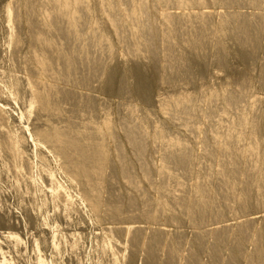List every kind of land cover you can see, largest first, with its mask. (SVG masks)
<instances>
[{
  "label": "rangeland",
  "instance_id": "obj_1",
  "mask_svg": "<svg viewBox=\"0 0 264 264\" xmlns=\"http://www.w3.org/2000/svg\"><path fill=\"white\" fill-rule=\"evenodd\" d=\"M20 1L21 0L17 3L15 0H13V2L12 0H0V116L4 122L3 132H7L15 140V152L13 155L7 153L3 147H0V246L5 252V260L10 264H38V260H41L42 264H155L154 261L156 264H158V261L159 263L161 262L164 264V261L169 259V252L167 253V249H172V245H174V248L177 251H174V248L172 249L175 252L173 253L174 259L172 258V261H174L172 262L173 264H217L219 262V264H234V261L230 263L233 258V251L230 249V245L235 243L234 230L240 224H243L242 221L245 223L252 219L250 227L256 230H263L264 199H261L263 201H260V199L258 200L260 205L259 203H255L257 196L254 197V194L258 195L257 193L259 190H255L257 184H255V186L254 184H251L250 187L252 188L253 186V189L255 187L253 191L256 193L252 194L253 191H249V194L251 193V195L247 203L249 204V207L246 206L247 209L245 208L246 214L243 212V209L242 211H238L241 207H236L239 205L237 202H235L236 205L234 206V201L230 199L227 200L225 195H227L228 191L224 188L223 181H220L223 179L219 180V178L220 176L222 178V175L224 174V176H226V173L227 176L229 175L228 169H225V167L230 168L229 161L231 159H227V156H222V154L219 156V149H216L218 146H215V144L212 143H215V138L220 133H223V129L226 132H233L242 121L241 117L243 115L246 116L245 113L251 115L249 116L251 119L248 116L247 117L250 121L252 120V122L254 120L257 127L261 124V130L258 128V133L256 134H258V136L262 134V138L260 135V138L257 136V139L258 141L263 139L259 141V143H264V33L261 31L259 32L258 28L260 26L259 15H264V0H257L259 2H257L258 4H253V0H251V2L250 0H247L249 1L248 3H250L249 5L246 0H232L230 3H226L225 0H203V2L206 1V4L209 5L206 6V4L203 3L204 8L201 7V9L200 6L193 3L194 1L192 2V0H189L191 1L189 3L193 4L191 8L192 4L189 5L188 0H183L188 4L186 5V9H184L185 7L180 8V10L184 9V12L179 10V6L176 5L177 3L175 0H166L167 2L169 1L171 5L169 2L156 3L152 0H142L145 5H147L149 20L151 19V22L153 21L152 23H155L156 25H154L157 30L156 37H154L153 41H146L147 45L145 47L147 49L155 45V47H153V52H134L132 50L130 25L126 22L125 25H121V27H123L119 30L116 36L112 33L103 13H101L102 9L106 7V0H100L101 2H99V0L87 1L90 3V8H92L91 11L93 14L91 13V16L93 17H90L93 19L91 22V18H87L86 25L81 27V34L86 38H80L77 43L75 42L69 47V45L64 44L65 33L63 29L61 32L52 33V43L54 46L53 53L55 56L60 55L65 57L67 53H71L74 46L76 50L81 52L86 50L89 53L87 56L83 53L75 59L74 66L77 68V72L74 74V78L76 77L75 79L72 78L69 82L61 81V83L59 81L51 83L50 80H46L47 83L49 82L48 84H51L50 86L53 85L57 87L62 93L60 97L57 96L54 99V102L59 105L57 116L43 112L40 110V107L36 102L31 104L28 102V79L32 76L37 77V72H31V70L34 69V66L32 59H29L32 49L37 46V44L33 41L32 37H30V34L32 30H36L37 28L40 30L42 23L41 21H38L39 17L36 15H33L35 18L30 16L31 19L26 22L25 9L20 7ZM32 1L34 3V0ZM102 1L105 2L102 3ZM115 1L120 9L129 8L131 6V3H129L130 1L128 0ZM33 3L32 7L35 8L34 6L38 5L35 9H39L40 3L37 4L38 1L37 3L35 2L36 5ZM99 3H102L103 5ZM254 5L258 6L257 8H260L261 12L256 6L254 7ZM260 5L263 6L261 7ZM162 9L165 11H162ZM187 9L189 10L190 15L187 13ZM203 9L209 13L207 18L211 19H207V25L204 27L207 34L210 35L212 30L216 29V24H219L221 17H225L226 14L229 16H226L229 23H231L230 25L229 23L227 25H229L231 29L226 27L223 31L218 30L217 39L213 41L210 38H207V42L203 46V49L199 46L189 48L184 41L189 37H194L195 33L200 28V24L193 23V27L185 25V22L179 21L180 23L176 25V37L173 39L175 57L173 61L165 58L162 54V50H160L161 43L159 39L161 37L160 35H162L160 31H163L161 27L164 28V25L159 16V12H167L168 10V13L170 12L173 15H183L187 10V15L185 14L183 17H190L192 21V18L196 16V14H200L201 10L204 11ZM255 13L258 15H253ZM232 15L246 21L249 20V17L251 21L249 22L254 29L256 28V25H258V29H256L259 33L255 32L254 29L252 30L254 31L252 32V35L255 33L256 36V33H261L260 36L257 35L258 37L253 35L257 39L256 48L253 50L243 46L240 35H237L236 32V34L233 33L236 29L234 28L235 26H232L235 25L232 20V18L234 19ZM244 16L247 18L244 19ZM216 17L219 18L217 19ZM88 19L91 23H87ZM29 22L32 24V27L29 26ZM253 22L259 23L253 24ZM89 25L93 27L98 25L100 27L101 33L107 38L111 45L110 54L108 52L106 53L104 47L96 49L89 39L87 43H83V41L87 39V36L91 34V28H89ZM189 26L190 28L192 27V29H189ZM231 30L234 31L232 32ZM41 31L46 32L44 30ZM120 31H122V33ZM233 34L234 37L236 35L238 39H234ZM120 39H125L126 43L120 44ZM234 40L237 41L235 42ZM192 42H194V39ZM237 42L241 43L238 44ZM103 52L105 53L103 54ZM245 55L246 57H242ZM86 62L96 64V66L99 67V72L97 71V76L93 75V78H90L87 83L88 86H86V84L83 86L84 84H82L81 81L88 76V69L84 66ZM61 68L62 66H59V69ZM32 73H34V75ZM104 77L107 78L104 79ZM76 79L78 83L76 82ZM212 94H215V96L212 97ZM222 95H226V97L224 98ZM181 96H189L190 99L192 97V100L189 103L190 107H188V105L185 108H175L176 110H174L173 106L167 105V108H165L166 110L163 108L166 107V99ZM216 96H221L220 98L225 101L228 97L235 96L236 98L233 97V99L234 101H237L238 99V103L233 102L231 104L232 106H230L221 99L223 104H226L225 106H222L220 98H216ZM209 99L211 102H209ZM205 100H208L207 103L210 106H206L207 103H203ZM161 102L164 103L163 107V103ZM198 103H200L202 107ZM191 105H193V107H191ZM194 105H196L197 108H194ZM227 105L229 107L234 106L233 108H238H236V110L233 108L230 109ZM168 106L171 107V111ZM226 106L229 109H227ZM162 110H165V112ZM167 110L170 114H167ZM172 111H176V113L174 112L175 115ZM183 111H185V117L189 116L188 118L186 117L185 119ZM235 111L237 113H235ZM192 112L194 114H192ZM241 112L244 114L242 115ZM171 113L173 115L172 118L174 117V119H170ZM209 113L213 114L210 115L212 117H209ZM192 115L194 117H192ZM207 115L212 119H209L208 117L206 118ZM179 116H183L184 118L182 117L181 119H178ZM214 116L217 118L215 119ZM103 118L114 124V126H112L109 122L111 128L114 127L113 129L115 132H112L113 129H111L110 133L112 132L113 135L107 134L104 136L105 147L109 150V163L105 172L106 180L104 186L98 192V198L101 203L100 209L98 213H96L91 210L92 206L84 195L83 182L66 172L64 158L57 153L53 144L49 143V141L39 135V131L45 130L49 132L50 126L67 128L77 126V128H83L88 122L93 124L92 121L95 122V120L96 122L93 125L98 126L100 125L99 123H102L101 120ZM222 118L224 120L226 119V124L224 125L222 122L221 124L219 123L218 126H216L217 131L215 130L213 132L212 127L217 124L215 122H219L218 120L223 121ZM210 120L214 122H210ZM237 121L240 122L238 123ZM144 123L147 125H144ZM186 123H190L189 125L187 124L186 127L189 126L191 130L189 127L186 129ZM223 123L225 122L223 121ZM181 125L183 126L181 127ZM195 125L199 128L197 127V129H194L196 127ZM127 127L133 129V135H136L137 138L141 137L139 139H142L143 144L145 145L142 152L144 155L137 154L139 159L136 157V154H134L137 151L135 152V149H133V147L131 148L132 137L128 134ZM154 127L158 128L155 129ZM218 127L223 128L221 129L222 132L218 130L220 129ZM157 129L159 130L157 131ZM188 129L190 131H188ZM206 131L209 132V136L211 131L213 134L217 132L218 135L214 134L216 136H212L213 134H211L210 137H213V141H210L212 140L210 137L202 138L204 133L206 134H204V137L208 136V132ZM153 132L155 135H151ZM199 132H202L203 134L201 133V135ZM144 133H146V136ZM157 134L158 136H162L161 134H163L162 138L158 137ZM246 134H248V132ZM147 135H149L148 137H151V139L147 138ZM108 136L114 138L111 137V139L110 137L108 138ZM128 136H130V140L129 138H126ZM156 136L159 139H157ZM166 138L170 142L173 140L177 141L178 139L179 141L181 139L183 140H181L182 142L180 144H183L182 148L184 151L187 150L185 153H191L190 155L186 154L188 158L186 159L189 164L187 162L184 166L188 167L190 165L191 171L189 167V169H186L185 167L183 168V166H178L176 164H171L170 166L169 162L173 163L172 158H168L170 157L171 150L167 149L165 145H162L164 148L163 150L160 146L161 144L158 143L161 141L162 144H167L168 141ZM162 139H164L165 142L162 141ZM202 139L203 141L200 142ZM204 139H206V141ZM204 141L206 142V145L203 146V144H205ZM154 142L158 144H155ZM200 143L203 144L199 145ZM208 144H211L216 150L213 147L211 148ZM154 145H156V148ZM157 145L161 147V151ZM262 148L264 149V145ZM165 149L167 150L165 151ZM172 151L173 154H176L174 153V150ZM209 151L213 153H210ZM215 151L218 153L213 155L215 154ZM118 155H120L121 158H119ZM189 156L192 157V161L190 160L191 158L189 159ZM160 157L161 160L162 158H165L163 160L168 162V167L170 166L167 169L169 171L165 172V174H162L163 170L159 167L160 165L162 166L160 163L161 161L159 162ZM208 157H211L210 160L207 159ZM211 159H217L218 161L214 160L212 162ZM140 160L142 163H140ZM163 160L162 163L164 162ZM219 160L221 161L220 163L225 161V163H222L223 166L225 165L224 171L221 170L223 169L222 164H216ZM119 161L124 162L122 164L120 163L119 166ZM247 162L248 161H246L245 164H249L251 167L254 164L253 159L250 163ZM140 164L144 168H142ZM123 165H127V167L130 166L129 179L131 178L130 180L134 182L133 186L130 185L131 183H129V181L127 182L120 173ZM249 165L245 166L244 164H240L243 168H251ZM146 166L147 168H145ZM171 167L172 170H170ZM173 168L175 169L174 172ZM143 169L151 173L150 175L147 172L148 176L146 178L148 179L144 177ZM217 169L221 170L219 171L220 173L217 172ZM212 171L213 174L215 172L218 173L217 175L214 174L218 176V178L212 174L208 175L209 173H212ZM263 171H261L262 173L260 172V174H263ZM184 172L187 173V176ZM166 173H171L172 175L175 173V176H172V178L176 177L177 179L178 174L179 176L183 174V176H181L182 178L180 177L179 181L176 178L177 181H174V178V180L171 181L172 178H170V182H166L168 180L167 178L171 175ZM164 175L166 176L165 178ZM190 175L192 179L190 178ZM205 175H208L207 179ZM155 176H160V179H164L163 181L160 180V183L162 184L157 181L158 178ZM211 176L214 179H212ZM186 177L191 180L187 181L188 179ZM182 179H184L183 183L186 179L185 182L187 185L186 183L182 184ZM155 180L159 184L154 182ZM229 180V182L233 181L231 184L241 183L238 178L237 181L239 180V182L235 181V178L232 180L229 178ZM215 181L217 184H214ZM152 182L154 185L153 188L150 186V183ZM163 183L165 187L163 186ZM169 183H176V185L179 183L180 187L181 185H184L181 188H179L178 185L176 186V188L180 189H177V191L179 190V194L181 190L182 193L184 192V195L178 194V196H175L177 202L173 201L175 197H172L177 194L173 193L172 195V193H170V196L168 193L169 190L167 189H172V186ZM174 184H172L174 186L173 189L175 188ZM239 184H236V186ZM156 185H158L161 190L162 188L160 185H162V187H164L163 189H165L162 191L166 192L167 190L168 192H164V194L160 189L156 191L157 189L154 187L159 188ZM168 185L170 186L166 189ZM242 185L241 187H239L240 185L237 186V192H242L244 189H251L245 188L244 185ZM134 186H136L135 188L137 189H135ZM185 186H188V188H185ZM198 186L200 188L203 186L202 188H207L208 190H205L208 193L207 198L210 196L211 199H209L210 197L208 198L209 200L207 199L209 205L206 211H210L209 213L211 215H208L209 213H205V211L203 213L204 218L203 216L201 217L203 221L201 222L202 219L199 221V218L198 221L195 222V225H193L194 222L191 221L192 213H188V211L185 212V210L183 211L182 199H191L190 196H193L191 201H197L194 192ZM257 188H259V186ZM173 189L170 191L174 192L175 189ZM209 193L213 195L211 196ZM166 194H169V196L167 197ZM220 195L221 197H219ZM215 196L219 201L215 199ZM251 196L252 198H255L252 201ZM143 197L145 199L144 201L147 200V203L148 201L150 202V205L143 201ZM212 197H214L217 202H215ZM193 198L195 199L193 200ZM226 201H229L231 204L233 203V206H231V204L229 205ZM157 203L163 204L165 209H160ZM178 203L181 205H178ZM155 204H157V206ZM176 205H178V207H176ZM113 206H120L121 213L118 215H112L108 209ZM149 207L152 209L147 211L148 209L146 208ZM210 207L213 210H210ZM236 208L237 211H235V214L233 215V211L236 210ZM214 209L216 210V213H214L216 217L214 215L212 216L215 211ZM229 210H232V212ZM152 211L153 213L157 212V219L155 221L152 220L147 222L142 219L141 214L143 212L152 213ZM227 212H229V214L231 213V216ZM239 212L245 214L246 217L245 215H239ZM217 213H219L220 216ZM187 215H189L188 218ZM235 215L237 217H235ZM214 217L216 220H219L220 217L219 222H221V224H219L218 221H214ZM210 218L212 219V222ZM214 223L216 225L218 224L217 226L220 225L218 227L219 230ZM235 223L236 225L238 224L237 227L235 226ZM198 224L202 225L199 226ZM211 228L213 229V232L215 228L220 232H223V230L226 231V233L224 232L222 234L226 237L224 238L225 242L223 239L222 244H220L222 247L221 250H219L220 246H218L219 249L214 247L215 238L211 232ZM228 232H232L230 237H233L234 235V241L231 238L230 240L228 238L229 236L227 237V235H230ZM136 233H139L141 236ZM7 234L14 236V238H4L3 236L6 237ZM199 234H201L202 237L201 235L199 236ZM153 235L157 236L154 237ZM158 236L159 241L164 243L160 242L162 248H160V245V247L157 246L159 252L158 250L156 251L157 253L154 251V258H156V260L154 258L153 260H149L148 257L146 258L147 253L145 254V252H147L146 248H148L146 242L151 238H157ZM178 237L180 240H178ZM226 238L229 241H226ZM139 241L141 242L139 243ZM176 241L179 242H177L178 245ZM168 244H170V247L172 248H170ZM145 245L146 248L144 247ZM210 245H213L212 247L214 248H211ZM245 248L247 250H245V252L248 253H252L251 251L254 250L252 246L249 247V244H247ZM161 249L164 251L163 253ZM163 249H166V252ZM212 252L214 255L216 253V255H212ZM192 253L194 254L192 255ZM211 256L216 258L217 256H221V258H217L219 261L215 258L217 263L216 260L212 258L215 260L214 263V260H211ZM175 257H177V259ZM189 258L192 261H189ZM166 262L167 261H165V264ZM239 262L241 264H247L243 260Z\"/></svg>",
  "mask_w": 264,
  "mask_h": 264
},
{
  "label": "bare ground",
  "instance_id": "obj_2",
  "mask_svg": "<svg viewBox=\"0 0 264 264\" xmlns=\"http://www.w3.org/2000/svg\"><path fill=\"white\" fill-rule=\"evenodd\" d=\"M17 3L19 2V0H15ZM37 1H38V3H37ZM34 0V3L36 2L37 4H39L40 3V5H39V9L37 8V9H35L37 6H34L35 8H33L32 7V3H33V1L32 0H21L20 1V7H22L23 9H25V21L26 22H28L31 18H30V16H32L33 17V15H36V16H38L39 17V20L38 21H41V23H42V25H41V29L39 30L38 28L36 29V30H32L31 31V34H30V37H32V39H33V41H35L36 42V44H37V46H35L33 49H32V52H31V54L29 55V59L31 60L32 59V62H33V66H34V69L33 70H31V72H37V77H35V76H32L30 79H28V82H27V84H28V93H29V96H28V102H29V104H31V103H34V102H36L38 105H39V107H40V110H42L43 112H45V113H51L52 115H55V116H57L58 115V111H59V105L58 104H56L55 102H54V99L57 97V96H61L62 95V93L60 92V90L57 88V87H55V86H50L51 84H48L47 82H46V80L48 81V80H50L51 81V83L52 82H55V81H59L60 83H61V81H63V82H69V81H71V79L73 78V79H75L74 78V74L77 72L76 70H77V68L74 66V61H75V59L77 58V57H79L81 54H85L86 56L89 54L88 53V51H84V52H81V51H79V50H76L74 47H73V49H72V51H71V53H67L66 55H65V57L64 56H60V55H57V56H55L54 55V46H53V43H52V40H53V38H52V33L53 32H61L62 31V29H63V31H64V33H65V40H64V44H66V45H69V47H70V45H72L73 43H77V41L80 39V38H83V37H85L84 35H82L81 34V27L83 26H85L86 25V20H87V18H91V17H93V16H91V13H92V8H90V3H88L89 2V0ZM88 1V2H87ZM128 1H130L129 3H131V6L129 7V8H125V9H123V8H119L118 6H117V3H116V1L115 0H106V7L104 8V9H102V12L101 13H103V16L105 17V20L107 21V23H108V25H109V27H110V29L112 30V33L116 36L117 34H118V32H119V30H121L122 29V27H121V25H125V22L126 23H128L129 25H130V30H131V35H130V39H131V41H132V50L134 51V52H140V51H145V52H148V51H150V52H153L154 51V48L153 47H155V45L154 46H152V47H149V48H145L146 47V41H148V42H150V41H153L154 40V37H156V33H157V30L155 29L156 27V25H155V23L153 24L152 22H151V19L149 20V18H148V9H147V5H145V3L142 1V0H138V1H136V0H128ZM152 1H155L156 3H162V2H165V3H168L166 0L165 1H163V0H152ZM194 1V2H193ZM213 1V0H212ZM220 1H223V0H220ZM240 1V0H239ZM247 1V0H246ZM12 2H13V0H12ZM99 2H101L100 0H99ZM103 2H105V1H102V3ZM175 2L177 3H175L176 5H178L179 6V10H180V8H184V9H186L187 8V6L186 5H188L187 4V2H185V1H183V0H175ZM189 2H191V1H189L188 0V3ZM192 2L193 3H195L196 5H198V6H200V9H201V7L202 8H204L203 7V3H205L206 4V1H204L203 2V0H192ZM209 2V1H208ZM225 2L226 3H230V2H232V0H225ZM236 2V1H235ZM234 2V3H235ZM249 1H247V4L249 5L250 3H248ZM250 2H251V0H250ZM258 1L256 0H253V4H256ZM16 3V4H17ZM33 3V4H34ZM36 3L34 4V5H36ZM102 3H99V4H102ZM127 3V2H126ZM154 3V2H153ZM156 3H155V5H156ZM173 3V2H172ZM211 3V2H210ZM259 3V2H258ZM257 3V4H258ZM260 3H261V1H260ZM169 4L171 5V3L169 2ZM169 4H167V5H169ZM175 4H173V5H175ZM190 4H192V3H189V5ZM212 4H213V2H212ZM211 4V5H212ZM216 4V3H215ZM236 4V3H235ZM103 5V4H102ZM104 5H105V3H104ZM129 5V4H128ZM128 5H126V6H128ZM159 5V4H158ZM195 5V6H196ZM207 5H209V4H206V6ZM214 5V4H213ZM223 5V4H222ZM233 5V4H232ZM263 5H264V2H263ZM263 5H260L261 7L263 6ZM161 6H162V4H161ZM163 6H165V5H163ZM177 6V7H178ZM192 6H193V4L191 5V8H192ZM194 6V7H195ZM256 5H254V7H255ZM159 7V6H158ZM166 7H168V6H166ZM166 7H163V8H166ZM225 7V6H224ZM258 6H256V8H257ZM42 8V9H41ZM103 8V7H102ZM162 8V7H161ZM190 8V7H189ZM188 8V9H189ZM196 8V7H195ZM229 8V7H228ZM168 9V8H167ZM184 9H181L180 11H185ZM187 9V10H188ZM199 9V8H198ZM205 9H206V7H205ZM205 9H203L204 11H202L201 10V12H200V14H196V16H194L192 19V21H191V19H190V17L188 18L187 16H185V17H183L185 14H186V12H187V10H186V12H185V14L183 13V15H173V14H171L170 12L168 13V10H167V12H162V13H160L159 12V16H160V18L162 19V21H163V25H164V28L163 27H161L162 28V30L163 31H160L161 33H162V35H160V32H159V35L161 36L160 37V43H161V49L160 50H162V54H163V56L165 57V58H168V59H171L172 61H173V59H174V57H175V54H174V50H173V47H174V43H173V39L176 37V25L177 24H179L180 22L179 21H181V22H185V25H190V26H193V23H199L200 24V28L198 29V31L195 33V35H194V37L193 38H187L184 42H185V44L189 47V48H194L195 46H199L201 49H203L204 47V45H205V43L207 42L206 40H207V38H210L211 40H215V39H217V36H218V30H224V29H226V27H228V28H230V24L231 23H229V21H228V19H227V17H229V16H227V14H226V16L224 17H221V19L219 20V24H216V27H215V25H214V27L216 28V29H213L212 30V32H211V34L209 35V34H207L206 33V31L204 30V27H206V25H207V21L208 20H211V19H208L207 17L209 16V13L205 10ZM259 11H260V8H257ZM189 10H191V9H189ZM189 10H188V12L187 13H189ZM162 11H165V10H163L162 9ZM24 12V11H23ZM205 12V13H204ZM207 12V13H206ZM261 12V11H260ZM232 13V12H231ZM263 13V12H262ZM93 14V13H92ZM182 14V13H181ZM232 14H234V13H232ZM257 13H255V14H253V15H256ZM258 14H259V12H258ZM257 14V15H258ZM187 15V14H186ZM189 15H190V13H189ZM188 15V16H189ZM193 15H195V14H193ZM230 15V14H229ZM241 15V14H240ZM91 16V17H90ZM217 16H220V15H217ZM10 17H11V15H10ZM13 17V16H12ZM232 17H234V19L232 18ZM232 20H233V22H234V24L235 25H232L236 30L233 32L232 30V32L234 33V34H236L237 33V35L239 34L240 35V37H241V41H242V45L243 46H245L246 48H249L250 50H253L254 48H256V36L257 35H259L260 36V34H258L260 31L262 32V33H264V15L262 14V15H259V22H253V24L254 23H259V27H258V25H256V28L258 27L259 28V32H258V28L256 29H254V28H252V25H251V21H250V18L248 17V21H246V20H243V19H241V18H239V17H236V16H233L232 15ZM242 17V16H241ZM245 17V16H244ZM254 17V16H253ZM33 18H35V17H33ZM32 18V19H33ZM187 18V19H186ZM217 18V17H216ZM219 18V17H218ZM217 18V19H218ZM247 17H245L244 19H246ZM251 18H252V16H251ZM38 19V18H37ZM93 18H91L90 19V21L92 20ZM208 19V20H207ZM230 19V18H229ZM82 20V21H81ZM231 20V19H230ZM250 21V22H249ZM252 21H253V19H252ZM92 22V21H91ZM91 22H89V19H88V21H87V23H91ZM210 22V21H209ZM232 22V21H231ZM232 22V23H233ZM94 23V22H93ZM229 23V25H227ZM198 24V25H199ZM32 24L29 22V26L30 27H32L31 26ZM88 25V24H87ZM92 25V24H91ZM94 25V24H93ZM155 25V26H154ZM211 25V24H210ZM254 25V26H255ZM90 26V25H89ZM190 26H189V29H192V27L190 28ZM212 26V25H211ZM33 27H35V26H33ZM93 26H90L89 28H91V34L90 35H88L87 36V39H85V41H83V43H87V41H88V39L90 40V42H92V44H93V46L97 49V48H105V51H106V53L108 52L109 54L111 53L110 52V49H111V45H110V43H109V41L107 40V38L101 33V29H100V27L98 26V25H95L93 28H92ZM158 27V26H157ZM194 27V26H193ZM213 27V26H212ZM232 27V28H233ZM227 28V29H228ZM32 29H35V28H32ZM186 29V28H185ZM231 29V28H230ZM254 29V31L255 32H258V33H256L257 35L255 36V33H253V35L255 36H253L252 35V32H254V31H252ZM39 30V31H38ZM41 30H44V31H46V32H42ZM84 30H85V28H84ZM187 30V29H186ZM185 30V31H186ZM196 30V29H195ZM190 31V30H189ZM193 31H194V29H193ZM121 33H122V31H120ZM191 32V31H190ZM236 32V33H235ZM120 33V34H121ZM184 34V33H183ZM190 34V33H189ZM193 34V33H192ZM234 34H233V38L234 39H238L237 37H236V35H235V37H234ZM185 35V34H184ZM179 36V35H178ZM187 36V35H186ZM190 36V35H189ZM193 36V35H192ZM264 36V35H263ZM258 37V36H257ZM86 38V37H85ZM129 38V37H128ZM181 38H182V36H181ZM183 39V38H182ZM194 39V42H192V40ZM233 40V39H232ZM235 41V40H234ZM233 41V42H234ZM237 41V40H236ZM235 41V42H236ZM232 42V43H233ZM234 42V43H235ZM239 42V41H238ZM237 42V43H238ZM126 42H125V39H120V44H125ZM241 43V42H240ZM240 43H238V44H240ZM236 44V43H235ZM93 46H91V47H93ZM235 46V45H234ZM233 46V47H234ZM237 46V45H236ZM242 46V47H243ZM93 47V48H94ZM85 48H88V47H85ZM98 51V50H97ZM149 52V53H150ZM101 53V52H100ZM105 52H103V54H104ZM249 54V53H248ZM247 54V55H248ZM108 55V54H107ZM242 57H246V55L245 56H242ZM241 57V58H242ZM248 57H249V55H248ZM239 59V58H238ZM247 59H250V58H247ZM240 61V60H239ZM244 62H245V60H244ZM103 64V63H102ZM59 66H62V68L61 69H59ZM84 66L88 69L87 71H88V76L86 77V78H84L82 81H81V83L82 84H84L83 86H85V84H86V86H88L87 85V83L89 82V80H90V78L93 76V75H96L97 74V71L99 70V67L98 66H96V64H92V62H86V64H84ZM101 66H103V65H101ZM184 67V66H183ZM102 69V68H101ZM101 71V70H100ZM99 72V71H98ZM34 73H32L33 75H34ZM99 74V73H98ZM182 74V73H181ZM179 75V74H178ZM97 76V75H96ZM95 77V76H94ZM93 78V77H92ZM96 78V77H95ZM105 78H107V77H104V79ZM178 79V78H177ZM95 80V79H94ZM166 80V79H165ZM76 82H77V79H76ZM106 82V81H105ZM78 83V82H77ZM80 83V84H81ZM107 83V82H106ZM79 84V85H80ZM81 84V85H82ZM104 84V83H103ZM108 84V83H107ZM66 85V84H65ZM109 85V84H108ZM105 86V85H104ZM147 86V85H146ZM106 87H107V85H106ZM106 87H104V88H106ZM148 87V86H147ZM124 88V87H123ZM107 89V88H106ZM108 89H109V86H108ZM104 91H106V90H104ZM144 92V91H143ZM144 93H146V92H144ZM212 97H214L215 96V94L213 95H211ZM222 96H224V98L226 97V95H222ZM229 96H230V94H229ZM221 97V96H220ZM219 96H216V98H220ZM233 97H235V96H232V97H228V99H226V101L225 100H223L222 98H220V100L222 99L223 101H225V103H227L228 105H230V106H232L231 104L234 102V103H238V99H237V101L235 100L234 101V99H233ZM140 98V97H139ZM236 98V97H235ZM238 98V97H237ZM194 99V98H193ZM213 99V98H212ZM215 99V98H214ZM191 100H192V97H191V99H190V97L188 96H181V97H174V98H168V99H166L165 100V106L166 107H163L164 106V103L163 102H161V103H163V105H162V107L165 109V108H167V105H170V106H173L174 107V110H176L175 108H185V107H187L188 105H189V103L191 102ZM195 100V99H194ZM210 100V99H209ZM217 100V99H216ZM221 100V103H222V106L224 105H226V104H223V101ZM206 101V100H205ZM205 101H203V103H207L208 102V100L205 102ZM196 102H197V100H196ZM195 102V103H196ZM209 102H211V100L209 101ZM213 102V101H212ZM192 103H194V102H192ZM191 103V104H192ZM198 104H200V103H198ZM197 104V105H198ZM213 104V103H212ZM227 105V106H228ZM234 105V104H233ZM236 105V104H235ZM170 106H168L169 107V109L171 108ZM196 105H194V108H197V106L195 107ZM200 106L202 107V105L200 104ZM206 106H210L208 103H207V105ZM212 106V105H211ZM226 106V107H227ZM236 106H238V105H236ZM161 107V108H162ZM188 107H190V105L188 106ZM191 107H193V105H191ZM199 107V106H198ZM225 107V108H226ZM229 107V106H228ZM227 107V109H231V108H233V107H229L228 108ZM236 108H238V107H236ZM236 108H233L234 110H236ZM173 109V108H172ZM232 109V110H233ZM132 110V109H131ZM134 110V109H133ZM166 110V109H165ZM165 110H162L163 112H165ZM181 110V109H180ZM201 110H203V109H201ZM233 110V111H234ZM170 111H171V109H170ZM179 111V110H178ZM209 111V110H208ZM211 111V110H210ZM241 111V110H240ZM240 111H239V113H240ZM173 112V114H174V112L176 113V111H172ZM185 111H183V113H184ZM189 112H191V111H189ZM194 112V111H193ZM192 112V114H194ZM215 112V111H214ZM243 112V111H242ZM241 112V113H242ZM179 113V112H178ZM182 113V112H181ZM186 113H187V111H186ZM235 113H237L236 111H235ZM250 113V112H249ZM165 115H167V114H170L169 112H168V110H167V114L166 113H164ZM180 114V113H179ZM188 114H190V113H188ZM203 114V113H202ZM244 113H242V115H243ZM248 114V113H247ZM246 113H245V115L246 116H242L241 118H242V121L240 122V121H237L238 123H239V125H238V127H236V129L233 131V132H226V131H224V129L223 128H220V127H218V128H220V129H218V130H220V132H222V130L221 129H223V133H225V134H219L218 135V133L216 132V133H214V134H216V135H218L216 138H215V143H212V144H215V146L217 145L218 146V148L216 147V149H219V156H220V154H222V156L223 155H225V157L227 158V159H231L229 162H230V168L229 167H225V169H228V176H227V171L225 172L226 173V176H224V175H222V173H221V175H222V178H221V176H220V178H219V180L220 179H223V180H220V181H223V185H224V188L225 189H227V191H228V193H227V195H225L226 197H227V200H232V201H234V203L235 202H237L239 205H237L236 207H241V208H239V210L238 211H242V209H243V212H245V210L247 209L246 208V206L247 207H249L248 205L249 204H247L248 203V200H249V197H250V195H251V193L249 194V191H253L254 189H255V187H254V189H253V186H252V188L250 187L251 186V184H254V186H255V184H257L258 186H259V188H257L258 186L256 185V191H258V195H255L254 193H256L255 191H253L252 192V194H254V197H258V199H257V197H256V201H258L259 199H260V201H263V200H261V199H264V166H262V165H264V149L262 148V146L264 145V143H262V144H260L259 143V141H261V140H263V139H261V140H259L258 141V137L260 136L261 138H262V134H260L261 133V131H260V135L258 136V134H256V133H258L257 132V130H258V128L260 129V127H261V124H260V126L259 127H257V125L254 123V120H253V122H252V120L250 121V119H251V117H249V116H251V115H247ZM251 114V113H250ZM175 115V114H174ZM187 115V114H186ZM210 115H213V114H210L209 113V117H212V116H210ZM172 113H171V118L170 119H174V117L172 118ZM178 116V115H177ZM180 116H181V114H180ZM179 116V118L178 119H181L183 116L185 117V113L183 114V116L182 117H180ZM191 116V115H190ZM204 116V115H203ZM215 116H217V115H215ZM214 116V117H215ZM250 118V119H248V117ZM183 117V118H184ZM187 118L189 117V116H186ZM186 117H185V119H186ZM192 117H194L193 115H192ZM208 117V115L206 116V118ZM208 117V118H209ZM217 117H219V116H217ZM217 117H215V119L217 118ZM221 117V116H220ZM256 117V116H255ZM106 118V117H105ZM105 118H103L101 121H102V123H99L100 125H98V126H95V125H93L95 122H96V120H95V122H93L92 121V123L93 124H90L91 122H88V124L86 125V126H83V128H80V127H78L77 128V126L76 127H74V126H72V127H70V128H67V127H59V126H50V131L49 132H47V131H45V130H40L39 131V135L41 136V137H43L45 140H47V141H49V143H51V144H53L54 146H55V148H56V151H57V153H59L60 154V156L61 157H63L64 158V161H65V165H66V172L67 173H69V174H71V175H73V176H75V177H77L79 180H81V182H83V185H84V195H85V197L87 198V200H88V202L90 203V205L92 206V208H91V210L93 211V212H96V213H98V211H99V209H100V199L98 198V192H99V190L101 189V188H103V186H104V183H105V180H106V174H105V172H106V168H107V166H108V163H109V150H107L106 149V147H105V139H104V136L105 135H113V133L112 132H115V130L113 129V128H111V122L110 121H107ZM191 118V117H190ZM189 118V119H190ZM224 118V117H223ZM222 118V119H223ZM238 118V117H237ZM239 118H240V116H239ZM240 118V119H241ZM254 118V117H253ZM105 119V120H104ZM192 119V118H191ZM190 119V120H191ZM209 119H212V118H209ZM209 119H207V120H209ZM240 119H238V120H240ZM257 119V118H256ZM256 119H255V121H256ZM259 119V118H258ZM260 120H262V119H260ZM173 121V120H172ZM183 121H184V119H183ZM189 121V120H188ZM187 121V122H188ZM212 120H210V122H211ZM219 122H215V123H217V124H215V129H214V127H212L213 128V132L216 130V126H218V124L220 123L221 124V122H222V124H226V119L224 120L223 119V121L225 122V123H223V121H221V120H218ZM97 122H99V121H97ZM111 124H110V123ZM179 122V121H178ZM185 122V121H184ZM212 122H214V121H212ZM228 122V121H227ZM237 122H236V124H237ZM261 122V121H260ZM264 122V121H263ZM4 122H3V119H2V117L0 116V147H3L4 148V150L7 152V153H9V154H14V152H15V140L13 139V137L10 135V134H8L7 132V134L6 133H4L3 132V124ZM141 123V122H140ZM22 124V123H21ZM180 124V123H179ZM181 124H182V122H181ZM188 123H186L185 124V127H186V125H187ZM190 124V123H189ZM188 124V125H189ZM258 124V125H259ZM126 125V124H125ZM141 125V124H140ZM140 125H139V127H140ZM144 125H147V124H145L144 123ZM143 125V126H144ZM184 125V124H183ZM183 125H181V127L183 126ZM192 125V124H191ZM214 125V124H213ZM112 126H114V124H112ZM124 126V125H123ZM130 126V125H129ZM134 126V125H133ZM194 126V125H193ZM196 126V125H195ZM5 127V126H4ZM187 127H189V126H187ZM187 127H186V129H187ZM197 127L198 126H196L194 129H197ZM80 128V129H79ZM128 128V127H127ZM141 128H142V126H141ZM141 128H139V129H141ZM144 128H148V127H144ZM144 128H143V130H144ZM155 128V127H154ZM153 128V129H154ZM156 128H158V127H156ZM155 128V129H156ZM199 128V127H198ZM238 128V129H237ZM111 129H113V131L110 133V131H111ZM124 129V128H123ZM122 129V130H123ZM186 129H185V131H186ZM189 129L191 130V128L189 127ZM188 129V131H190ZM193 129V128H192ZM125 130H126V128H125ZM159 129H157V131H158ZM200 130V129H199ZM261 130V129H260ZM124 131V130H123ZM141 131V130H140ZM150 131H153V130H150ZM197 131V130H196ZM212 131H211V133H210V136H211V134H213L212 133ZM217 131V130H216ZM136 132V131H135ZM143 132H145V131H143ZM154 132H156V131H154ZM154 132L151 134V135H155L154 134ZM164 132V131H163ZM194 132H195V130H194ZM205 132V131H204ZM206 132H208V131H206ZM209 132H210V130H209ZM209 132H208V136H205L204 137V134L202 133V132H199L200 134L202 133L203 134V137L202 138H206V137H210L209 136ZM219 132V131H218ZM248 132V134H246ZM148 133V132H147ZM159 133V132H158ZM160 133H161V131H160ZM198 133V134H199ZM124 134H126V133H124ZM128 134H130V136L132 137L131 138V140H132V143H131V148L133 147V149H135V152L136 153H134V154H136V157L138 158V156H137V154H141V155H144V154H142V152H143V150H144V147H145V145L143 144V141H142V139H139V138H141V137H136V135L134 136L133 135V129H130V128H128ZM146 133H144V135H145ZM164 134V133H163ZM163 134H161L162 136H163ZM191 134V133H190ZM201 134V135H202ZM212 135V136H216V135ZM149 135H150V133H149ZM149 135H147V138H150L151 139V137H148ZM150 135V136H151ZM160 135V134H159ZM167 135V134H166ZM206 135V134H205ZM126 136V135H125ZM130 136H128V137H126V138H129ZM146 136V135H145ZM157 136H158V134H157ZM157 136H156V138H157ZM162 136H158V137H161L162 138ZM258 136V137H257ZM263 136H264V134H263ZM110 136H108V138H109ZM112 137V136H111ZM110 137V138H111ZM153 137V136H152ZM174 137V136H173ZM259 137V138H260ZM112 138H114V137H112ZM111 138V139H112ZM145 138V137H144ZM165 138V137H164ZM172 138V137H171ZM171 138H170V140H171ZM175 138H177V137H175ZM211 138V137H210ZM264 138V137H263ZM157 139H159V138H157ZM167 139V138H166ZM208 139V138H207ZM212 140H210V141H213V137L211 138ZM129 140H130V138H129ZM144 140V139H143ZM147 140V139H146ZM154 140V139H153ZM182 140V139H181ZM179 141V139L176 141V140H173V141H168V139H167V141L169 142H167V144H162L161 143V141L160 142H158V143H160L159 145L162 147V145H165L166 147H167V149H169V150H171V153H170V157H168L169 159L170 158H172V160H173V163L171 162H169V164H170V166H171V164L173 165H178V166H183V168L185 167L186 169L189 167L190 168V165L188 166V167H186V166H184L185 164H187V155L186 154H189V153H185L186 151H184V149L182 148V145L183 144H180L182 141ZM199 140V139H198ZM205 141H206V139H204ZM112 141V140H111ZM116 141V140H115ZM145 141V140H144ZM162 141H164L165 142V140L164 139H162ZM203 141V139L200 141V142H202ZM204 141V142H205ZM210 141H209V143H210ZM147 142V141H146ZM145 142V143H146ZM199 142V141H198ZM208 142V141H207ZM264 142V141H263ZM153 143V142H152ZM155 144H158V143H156V142H154ZM203 144V143H202ZM201 143L199 144V145H202ZM108 145V144H107ZM115 145V144H114ZM118 145V144H117ZM130 145V144H129ZM147 145V144H146ZM159 145H157L158 146V148H159V150L161 151L162 149H161V147H159ZM204 145H206V142H205V144H203V146ZM208 145H210L211 146V144H208ZM260 145H262V146H260ZM155 146V148H156V145H154ZM164 146V147H165ZM184 146H186V145H184ZM108 147V146H107ZM201 147V146H200ZM208 147V146H207ZM213 146H211V148H212ZM262 149H261V148ZM118 148V147H117ZM157 148V149H158ZM163 148V147H162ZM198 148H199V146H198ZM214 149H215V147H213ZM167 149H165V151L167 150ZM185 149H187V148H185ZM201 149H203V148H201ZM215 149V150H216ZM158 150V151H159ZM163 150H164V148H163ZM172 150H174L175 152L174 153H176V154H173V151ZM211 151H214V150H211ZM211 151H209L210 153H213V152H211ZM134 152V151H133ZM164 152V151H163ZM189 152V151H188ZM203 152V151H202ZM207 152V151H206ZM160 153V152H159ZM215 154H213V155H216L217 153H216V151L214 152ZM161 154V153H160ZM164 154V153H163ZM165 154H166V152H165ZM191 154V153H190ZM189 154V155H190ZM204 155H206V154H204ZM208 155V154H207ZM119 156V158H121V156L120 155H118ZM164 156V155H163ZM163 156H161V157H163ZM168 156V155H167ZM221 156V157H222ZM140 157V156H139ZM161 157H160V160H159V162L162 164V166L160 165L159 167H160V169L161 170H163L162 171V174H165V172H167V171H169V170H167L169 167H168V162L167 161H164L163 159H165V158H162V160L164 161L163 163H162V160H161ZM165 157V156H164ZM232 157V158H231ZM143 158H144V156H143ZM167 158V157H166ZM167 158V159H168ZM187 158V159H186ZM191 158V159H190ZM206 158V157H205ZM211 158V157H210ZM210 158L208 157L207 159H209L210 160ZM225 158V159H226ZM117 159H118V157H117ZM139 159V158H138ZM141 159H142V157H141ZM189 159L192 161V157H190L189 156ZM206 159V160H207ZM253 159V161H254V164L252 165V167L249 165V164H245V162L246 161H248L249 163L251 162V160ZM122 160H124V159H122ZM121 160V161H122ZM214 160H216V161H218L217 159H211V161L213 162ZM139 161V160H138ZM215 161V162H216ZM223 161V160H222ZM124 162V161H123ZM123 162H120L119 161V166H120V163L122 164ZM142 162H143V159H142ZM141 162V160H140V163H142ZM208 162H210V161H208ZM212 162H210V163H212ZM221 161L219 160V162H217L216 164H222V163H225V161L224 162H222V163H220ZM247 162V163H248ZM188 164H189V162H188ZM191 164V163H190ZM240 164H244L245 166H250L251 168H243L242 166H240ZM141 165V164H140ZM146 165V164H145ZM215 165V164H214ZM142 166V165H141ZM211 166H212V164H211ZM217 167H219L218 165H216ZM215 166V167H216ZM222 166H223V164H222ZM225 166V165H224ZM224 166H223V169H221V170H223L224 171ZM227 166V165H226ZM244 166V167H245ZM129 167L130 166H128L127 167V165L126 166H124L123 165V167H122V170H121V175H122V177L124 178V179H126L127 180V182L129 181V183H131L130 185H132L133 186V183L134 182H132L130 179H129ZM214 167V166H213ZM263 167V168H262ZM119 168H121V167H119ZM141 168V167H140ZM142 168H144L143 166H142ZM145 168H147V166L145 167ZM175 168H177V167H175ZM179 168V167H178ZM188 168V169H189ZM212 168V167H211ZM156 169V168H155ZM160 169H159V171H160ZM261 169H263V170H261ZM158 170V169H157ZM156 170V171H157ZM170 170H172V167H171V169ZM174 168H173V172H174ZM180 170V169H179ZM183 170V169H182ZM212 170H213V168H212ZM216 170V169H215ZM218 170V169H217ZM220 169L217 171V172H219V171H221ZM181 171V170H180ZM180 171H179V173H180ZM190 171H191V168H190ZM189 171V172H190ZM222 171V172H223ZM261 171H263V174H260V172ZM130 172H131V170H130ZM147 172L148 171H146L145 169H143V175H144V177L146 178L148 175H147ZM158 172V171H157ZM172 172V173H173ZM211 172V171H210ZM150 175H151V173L150 172H148ZM193 173V172H192ZM220 173V172H219ZM262 173V172H261ZM166 174H171V173H166ZM175 174V173H174ZM170 175V177L169 178H167L168 180L166 181V182H170L169 180H171L170 178H172V176H175V175ZM178 174V173H177ZM181 174V173H180ZM184 174L187 176V173H185L184 172ZM189 174H191V173H189ZM214 175V174H218V173H214L213 174V171H212V173H209L208 175ZM149 175V176H150ZM156 175V174H155ZM159 175H161V174H159ZM192 175V174H191ZM191 175H190V178L192 179V177H191ZM207 175V176H208ZM216 175H214L216 178H218V176H216ZM163 176V175H162ZM177 176V175H176ZM181 176H183V174L181 175ZM181 176H179V174H178V181H179V179H180V177ZM206 176V175H205ZM207 176H206V179H207ZM229 176H231V177H229ZM237 176V177H236ZM131 177V176H130ZM152 177V176H151ZM155 177H157V176H155ZM160 177V176H159ZM159 177H157L156 179H157V181L160 183V180L161 181H163L162 180V178L160 179ZM166 176L164 175V178H165ZM188 177H189V175H188ZM188 177H186L188 180L187 181H189V180H191V179H189ZM232 177H234L235 178V181H237V178L240 180V184L239 183H232L231 184V182H233V181H231V182H229L230 180H229V178H231V180L232 179H234V178H232ZM174 178V177H173ZM172 178V180L171 181H173L174 179ZM182 178V177H181ZM184 178V177H183ZM198 178H200V177H198ZM208 178H210V177H208ZM211 178L212 179H214L212 176H211ZM210 178V179H211ZM146 179H148V178H146ZM174 180V181H177V180ZM151 180H152V178H151ZM166 180V179H165ZM183 180L184 179H182V184H185L186 182V179H185V181H184V183H183ZM195 180V179H194ZM239 180L237 181V182H239ZM157 181L155 180L154 182H156L157 183ZM209 181V180H208ZM212 181V180H211ZM210 181V182H211ZM148 182H150V181H148ZM166 182H165V186H166ZM181 182V181H180ZM214 182V181H213ZM159 183H157V184H159ZM189 183V182H188ZM152 184V185H151ZM155 184V183H154ZM160 184H162V183H160ZM168 184V183H167ZM169 184H171V183H169ZM172 184H174V183H172ZM171 184V188L173 189V185ZM181 184V183H180ZM214 184H217L216 183V181H215V183ZM236 184H239V185H237V186H239V187H241V185L243 184L244 185V187L245 188H251L250 190L248 189H244L243 187V191L241 192H237V186H236ZM135 185V184H134ZM175 185V188H176V186L178 185V187L179 188H181V187H183L184 185H181V187H180V185H179V183H177V185H176V183L174 184ZM186 185H187V183H186ZM202 185H204V184H202ZM242 185V186H243ZM150 186H152V188H153V182L152 183H150ZM156 186H158V185H156ZM161 186V188H162V190H165V189H163L165 186H164V183H163V186L164 187H162V185H160ZM170 185H168L167 187H166V189L169 187ZM136 186H134V188H135ZM159 187V186H158ZM203 187V186H202ZM200 188L199 186L195 189V192H194V196H195V198H196V200L197 201H195L194 199L195 198H193V200L194 201H191V199H192V197L193 196H190L191 197V199L189 200V199H182V207L184 208L183 209V211L185 210V212H187L188 211V213L190 212V213H192V220L191 221H193L194 223H193V225H195V222H197L198 221V219H199V221L202 219L201 217L203 216V213L208 209V203H209V201H207V199L210 197V196H208V198H207V195H208V193L205 191V190H207V188ZM155 189H157L156 191H158L159 189H160V187L159 188H157V187H154ZM174 188V189H175ZM179 188H176L175 189V191L174 192H171L170 190H172V189H170V188H168L167 190H169V192L166 190V192H168L169 194L170 193H172V195H173V193H175V194H177V195H173L172 197L174 198L175 196H178V194H179ZM185 188H188V186L186 187L185 186ZM135 189H137V188H135ZM173 189V190H174ZM177 189H179L178 191H177ZM154 190V189H153ZM161 190V189H160ZM161 190V191H162ZM219 190V189H218ZM160 191V192H161ZM182 191V190H181ZM180 191V194L179 195H184L182 192ZM183 191H184V189H183ZM194 191V190H193ZM208 191V190H207ZM221 191V190H220ZM220 191H219V194H220ZM163 192V191H162ZM165 192V191H164ZM163 192V193H164ZM165 192V193H166ZM192 192V191H191ZM159 193V192H158ZM164 193V194H165ZM207 193V194H206ZM213 193V192H212ZM217 193V192H216ZM160 194V193H159ZM169 194H166L167 195V197L169 196ZM210 194V193H209ZM218 194V195H219ZM222 194V193H221ZM211 195V194H210ZM213 195V194H212ZM211 195V196H212ZM218 195H217V197H218ZM170 196H171V194H170ZM253 196V195H252ZM252 196H251V198H252ZM189 197V196H188ZM219 197H221V195L219 196ZM224 197V196H223ZM252 198L251 199V201L253 200V199H255V198ZM172 198V199H173ZM178 198V197H177ZM213 199H214V197H212ZM225 198V197H224ZM209 199H211V197L209 198ZM208 199V200H209ZM215 199H217L216 198V196H215ZM215 199H214V201H215ZM145 199H144V197H143V201H144ZM179 200V199H178ZM218 200V199H217ZM173 201H176V197L174 198V200ZM211 201V200H210ZM213 201V200H212ZM219 201V200H218ZM255 201V203H259V201L258 202H256ZM146 204H148V205H150V202L148 201V203H147V200L146 201H144ZM177 202V201H176ZM181 202V201H180ZM208 202V203H207ZM215 202H217V201H215ZM226 202H228L229 203V201H226ZM214 203V202H213ZM261 203H263V202H261ZM158 204V207L160 208V209H162V210H164L165 208H164V205L163 204H159V203H157ZM157 204H155L156 206H157ZM231 203H229V205H230ZM173 205V204H172ZM178 205H181V204H179L178 203ZM178 205H176V207H178ZM213 205V204H212ZM236 205V203L234 204V206ZM259 205H260V203H259ZM144 206H147V205H144ZM214 206V205H213ZM231 206H233V203L231 204ZM173 207V206H172ZM174 207H175V205H174ZM173 207V208H174ZM181 207V206H180ZM225 207H227L226 205H225ZM224 208V207H223ZM230 208V207H229ZM233 208V207H232ZM246 208V209H245ZM259 208V207H258ZM145 209V208H144ZM146 209H148L147 211H149V210H151L150 209V207L149 208H146ZM145 209V210H146ZM226 209V208H225ZM227 209H228V207H227ZM226 209V210H227ZM231 209V208H230ZM234 209V208H233ZM232 209V210H233ZM110 212H111V214L112 215H118V214H120L121 213V207L120 206H117V207H110L109 209H108ZM182 210V209H181ZM210 210H213V209H211V207H210ZM215 210V209H214ZM225 210V211H226ZM232 210H229V211H231L232 212ZM154 211V210H153ZM153 211H152V213H153ZM235 211H237V208H236V210H234L233 211V215L235 214ZM151 212V211H150ZM155 212V211H154ZM210 211H206L205 213H209ZM264 212V211H263ZM149 213V212H143L142 214H141V216H142V219H144L145 221H147V222H150V221H155L156 219H157V217H156V213ZM212 213V212H211ZM214 213H216V210L213 212V214H212V216L214 215L215 216V214ZM228 214H229V212H227ZM242 212H239L238 214L239 215H245L246 214V212H245V214H241ZM261 213V212H260ZM217 214H219V213H217ZM237 214V213H236ZM205 215V214H204ZM208 215H211L210 213L208 214ZM208 215L206 214V216L208 217ZM230 216H231V213L229 214ZM188 216L189 215H187V218H188ZM205 216V217H206ZM219 216H220V214H219ZM211 217V216H210ZM216 217V216H215ZM214 217V218H215ZM218 217V216H217ZM234 217V216H233ZM235 217H237L236 215H235ZM234 217V218H235ZM245 217H246V215H245ZM190 218V217H189ZM203 218H204V216H203ZM222 218V217H221ZM263 218V217H262ZM261 218V219H262ZM207 219V218H206ZM211 219V218H210ZM239 219V218H238ZM173 220V219H172ZM188 220V219H187ZM190 220V219H189ZM208 220V219H207ZM253 220V219H252ZM252 220L251 221H247V222H245L244 223V221H242L243 222V224H240L239 226H238V224L236 225V223H235V226L237 227L236 229H235V227H234V231H235V243H233V244H231L230 246L232 247H230V249L233 251V258H232V261H231V259H230V263H232L233 261H234V264H238V263H240L239 261H241V260H243L245 263H247V264H264V226H263V230H256V229H252L250 226H251V223L250 222H252ZM203 221V219L201 220V222ZM214 221H220V217H219V220H216V218L214 219ZM236 221V220H235ZM264 221V220H263ZM189 222V221H188ZM200 222V223H201ZM211 222H212V219H211ZM191 223V222H190ZM199 223V222H198ZM233 223V222H232ZM241 223V222H240ZM212 224V223H211ZM215 224V223H214ZM219 224H221V222H219ZM263 224H264V222H263ZM199 225V224H198ZM200 225H202V224H200ZM199 225V226H200ZM216 225V224H215ZM218 225V224H217ZM216 225V226H217ZM220 226V225H219ZM219 226H217V229L219 230ZM224 226V225H223ZM226 226V225H225ZM220 228H222V227H220ZM212 229V228H211ZM217 229L215 228L214 229V232H213V229L211 230V232H212V234L214 235V244H215V246L214 247H216V248H218V246H220V244H222V241H223V239L226 237L225 235L223 236L222 234L225 232L226 233V231L225 230H223V229H220V230H223V232L221 231H217ZM140 232V231H139ZM209 232H210V230H209ZM137 235L139 234V233H136ZM210 234V233H209ZM208 234V235H209ZM228 234H230V235H227V237L230 239H233V237H234V235H233V237H230L231 235H232V232H228ZM140 235V234H139ZM201 234H199V236H200ZM141 236V235H140ZM154 236V235H153ZM155 236H157V235H155ZM154 236V237H155ZM211 236V235H210ZM209 236V237H210ZM4 238H6V239H12V238H14V236H12V235H10V234H7L6 235V237L5 236H3ZM153 237V239L151 238L149 241H151L150 243H148V242H146V244H148L147 246H148V248H146V245L144 246L145 248H146V251L147 252H145V254L147 253V255H146V258L148 257L149 258V260L151 259V260H153V258H154V254L155 253H157L156 251L158 250L157 249V246H159L160 245V242L161 241H159V236L157 237V238H154ZM201 237H202V235H201ZM201 237H200V239H201ZM212 237V236H211ZM145 238V237H144ZM230 239V240H231ZM161 240V239H160ZM178 240H180L179 239V237H178ZM204 240V239H203ZM212 240V239H211ZM228 239L226 238V241H227ZM229 241V240H228ZM233 241H234V239H233ZM141 241H139V243H140ZM178 241H176V243H177ZM224 242H225V239H224ZM224 242H223V244H224ZM142 243H144V242H142ZM161 243H164V242H161ZM179 243V242H178ZM178 243H177V245H178ZM165 244H166V242H165ZM247 244H249V247H251L252 246V248L254 249H252L253 251H251L252 253H248V252H245V250H246V245ZM169 245V247H170V244H168ZM167 245V246H168ZM180 245V244H179ZM141 246H142V244H141ZM140 246V247H141ZM161 246V247H160ZM159 247L160 248H162V245H160ZM165 246V245H164ZM163 246V247H164ZM173 246V248H174V245H172ZM211 246V245H210ZM213 246V245H212ZM211 246V248H214V247H212ZM156 248V249H155ZM168 248V247H167ZM170 248H172V247H170ZM172 248V249H173ZM215 248V249H216ZM245 248V249H244ZM172 249H167V253L169 252V259H167V260H165V261H167L166 262V264H173L172 262H174V261H172V258L174 259V256H173V253H175L174 251L176 250L175 248L172 250ZM219 249V248H218ZM222 249V247L220 246V249L219 250H221ZM163 250H165V252H166V249H163ZM169 250V251H168ZM154 251H155V253H154ZM161 251H162V249H161ZM177 251V250H176ZM247 251V250H246ZM158 252H159V250H158ZM164 251H162V253H163ZM221 252V251H220ZM177 253V252H176ZM194 253H192V255H193ZM210 254H211V251H210ZM165 255V254H164ZM191 255V256H192ZM212 255H214V253L212 252ZM215 255H216V253H215ZM214 255V256H215ZM156 256V255H155ZM167 256V257H168ZM173 256V257H172ZM176 256V255H175ZM195 256V255H194ZM212 257L211 256V260L213 261L216 257ZM193 257V256H192ZM0 258H1V260H0V264H10V263H8V261H6L5 260V252L2 250V247L0 246ZM176 259H177V257H175ZM195 258V257H194ZM193 258V259H194ZM212 258H214V259H212ZM217 258H221V256L220 257H218L217 256ZM216 258V259H217ZM223 258V257H222ZM155 260H156V258H154ZM166 259V258H165ZM176 259H175V262H176ZM215 259V260H216ZM215 260H214V263H215ZM218 261H219V259H217ZM217 260H216V263H217ZM165 261H164V264H165ZM189 261H192V260H190V258H189ZM178 262V261H177ZM154 263L156 264V262L154 261ZM161 263V262H160ZM159 263V261H158V264H160ZM220 263V262H219ZM219 263H217V264H219ZM38 264H42V261L41 260H38ZM162 264V263H161ZM241 264V263H240Z\"/></svg>",
  "mask_w": 264,
  "mask_h": 264
}]
</instances>
